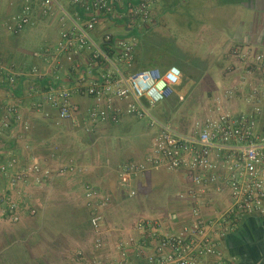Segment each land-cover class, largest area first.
Returning <instances> with one entry per match:
<instances>
[{
    "label": "crops",
    "instance_id": "1",
    "mask_svg": "<svg viewBox=\"0 0 264 264\" xmlns=\"http://www.w3.org/2000/svg\"><path fill=\"white\" fill-rule=\"evenodd\" d=\"M9 1L11 15L16 9L14 0ZM151 18L152 23L137 33L135 63L137 69L166 70L174 66L182 72L180 91L174 95L180 107L167 122L169 125L180 133L191 134L195 123L212 113L214 98L226 90L232 91L226 103L231 114H252L258 106L264 119V84L244 69L231 72L228 59L233 48L245 52L250 62L264 54V0H158L151 9ZM42 25L53 29L55 39L56 25L51 22L37 21L32 29ZM28 58L31 65L30 54ZM253 90L256 94L252 97ZM18 94L17 102L28 131L24 133L17 125V140L5 136L0 155L7 159L10 152L17 161V172L36 163L52 173L39 183L31 177L10 193L0 176V264H76L80 256L91 262L116 264L117 239L135 237L133 227L140 219L156 220L165 233L174 235L193 222V207L204 220L219 219L230 208L229 191L222 180L202 191L183 171L164 168L150 169L134 179L130 190L135 195L129 197V189L119 183L118 168L125 162L145 158L151 144L145 123L142 132L135 128L141 121L121 114L119 129L91 124L87 112L94 101L80 93L72 96L77 109L73 118L61 121L48 107L43 111L49 117L33 108L39 96L29 98L23 87ZM3 98L0 90V100L4 101ZM114 105L123 110L121 102L115 100ZM108 139L111 146L106 143ZM70 164L74 167L72 173L54 172ZM174 184L181 189L175 202L178 211L167 219L164 215L149 217L150 210H145L144 204L151 190ZM87 186L98 190L102 197H110L102 221V229L108 231L107 241L100 251L94 248L97 235L90 227L85 205ZM139 195L142 199H138ZM9 196L18 206L17 222H12L7 214ZM219 249L223 255L221 264H264V215L254 213L230 223ZM145 253H151V248ZM129 259L145 264L132 249Z\"/></svg>",
    "mask_w": 264,
    "mask_h": 264
},
{
    "label": "built area",
    "instance_id": "2",
    "mask_svg": "<svg viewBox=\"0 0 264 264\" xmlns=\"http://www.w3.org/2000/svg\"><path fill=\"white\" fill-rule=\"evenodd\" d=\"M157 1L14 0L16 11L2 23L5 34L18 37L39 21L56 25V37L30 53L31 65L27 69L0 60V90L4 94V101L0 100V146L5 136L17 140V125L24 133L28 131L14 94L20 78L29 98L39 96L33 108L44 117L50 116L43 111L48 107L59 120H71L77 111L72 96L80 93L94 101L87 112L91 124L116 125L121 114L144 122L151 138L149 151L142 161L125 162L118 168L119 183L129 189V197L135 195L130 190L134 179L150 169L164 168L183 171L202 191L222 180L228 188L231 206L213 220H204L193 207V222L174 235L165 233L156 220H138L133 227L135 237L117 239L116 264H138L130 261V249L145 264H207L208 259L221 264L219 246L228 225L246 215H264L262 110L257 106L252 114H231L226 103L232 91L226 90L214 98L212 113L197 121L191 134L180 133L155 117L154 109L173 94L183 77L174 66L166 70L136 68L138 34L152 23L151 9ZM228 59L231 72L244 69L264 84V54L250 62L245 52L233 48ZM255 94L253 90L251 96ZM115 100L123 104L122 111L115 107ZM73 171L70 164L54 172L64 175ZM51 173L36 163L17 172V161L10 152L7 159L0 155V176L9 193L31 177L39 183ZM84 199L90 227L97 235L94 248L100 251L107 241L108 231L102 229V221L110 197H102L98 190L87 186ZM7 203L9 219L17 222V203L10 196ZM148 247L151 253L146 254ZM76 264L101 263L80 256Z\"/></svg>",
    "mask_w": 264,
    "mask_h": 264
},
{
    "label": "rangeland",
    "instance_id": "3",
    "mask_svg": "<svg viewBox=\"0 0 264 264\" xmlns=\"http://www.w3.org/2000/svg\"><path fill=\"white\" fill-rule=\"evenodd\" d=\"M0 5V59H2L4 62L8 61L13 64L26 65L29 62L28 56L31 52L42 48L45 44V41L52 42L54 40V31L53 29L42 25V27H35L33 29L31 28L32 30L27 29L17 38L7 35L2 29V23L10 16V1L2 0ZM149 48H151V44L149 45ZM135 128L140 129V131L145 130L144 122H139ZM78 135L81 137L85 136L84 133H78ZM132 142L133 141H129L128 143L130 144ZM136 142L139 144L141 141L138 140ZM106 143L109 144V146L112 145V142L109 139ZM114 144L117 145V140L114 141ZM104 145L105 143L102 140L101 146L104 147ZM180 193L181 189L178 188L176 184L159 191H157V189L151 190L149 198L145 200L146 203L144 204L145 210H150L148 216L150 217V214L151 216L155 214L157 217L164 215V217L167 219L168 215L177 212L178 205L175 202H177V197ZM138 199H142V197L139 195Z\"/></svg>",
    "mask_w": 264,
    "mask_h": 264
},
{
    "label": "trees",
    "instance_id": "4",
    "mask_svg": "<svg viewBox=\"0 0 264 264\" xmlns=\"http://www.w3.org/2000/svg\"><path fill=\"white\" fill-rule=\"evenodd\" d=\"M135 60H137V55L135 57ZM30 65V63H27L25 66H23L24 69H26L28 66ZM20 85L17 86L16 90H15V96L18 97L19 94V90H21L22 84H23V79L20 78ZM180 91V86H177L174 89L173 94L167 99L165 100L161 105H159L157 108L154 109L153 113L155 115V117H157V119H159V121H162L164 123H169V121H171L173 114L179 109L180 104H179V100L174 98V95L176 93H179ZM262 122H264V119L262 117ZM114 129H119L120 125L116 124L113 125Z\"/></svg>",
    "mask_w": 264,
    "mask_h": 264
}]
</instances>
